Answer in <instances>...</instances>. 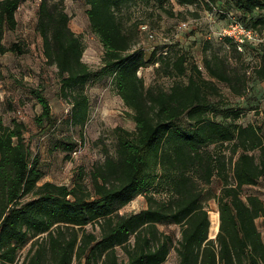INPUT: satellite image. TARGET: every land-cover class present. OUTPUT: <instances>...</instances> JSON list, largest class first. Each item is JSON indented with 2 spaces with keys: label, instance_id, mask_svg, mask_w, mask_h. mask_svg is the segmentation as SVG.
Returning a JSON list of instances; mask_svg holds the SVG:
<instances>
[{
  "label": "trees",
  "instance_id": "1",
  "mask_svg": "<svg viewBox=\"0 0 264 264\" xmlns=\"http://www.w3.org/2000/svg\"><path fill=\"white\" fill-rule=\"evenodd\" d=\"M23 1L0 0V53L28 52L20 42L3 43L6 30L18 26ZM82 1L90 29L105 48L100 69L84 60L86 44L71 26L66 0H40L38 8L45 56L58 69L61 96L72 105L65 123L85 140L92 106L88 86L106 77L133 112L136 128L118 126L115 151L107 150L105 160L73 186L40 184L46 175L43 160L29 146L26 124L13 119L7 125L0 118V264H165L173 251L179 264H264V233L258 225L264 199L246 192L264 183V129L240 123L243 108L220 86L243 99L252 77L264 82V39L240 51L227 38L230 50L206 54L203 68L184 51L156 49L148 58L135 49L145 23L128 26L125 14L141 1H155L174 15L167 10L171 0ZM231 1L244 13L240 19L247 27L264 30V17L253 25L247 20L264 11V0ZM253 49L260 55L254 67L246 58ZM151 64H159L157 74L175 80L169 89L146 84L139 72ZM31 93L42 107L35 121L47 133L58 124L51 101L43 88ZM79 146L71 135L57 140L55 149L71 158ZM216 179L222 182L216 197L220 230L211 238L206 200ZM142 195L146 208L121 213ZM172 224L181 228L179 240L161 229ZM89 226H98L99 234Z\"/></svg>",
  "mask_w": 264,
  "mask_h": 264
},
{
  "label": "rangeland",
  "instance_id": "2",
  "mask_svg": "<svg viewBox=\"0 0 264 264\" xmlns=\"http://www.w3.org/2000/svg\"><path fill=\"white\" fill-rule=\"evenodd\" d=\"M39 4L40 0H24L17 12V28L6 30L4 45L11 46L13 43L20 42L24 44L28 52L24 55L11 52L0 53V118L7 125L12 124L13 119H18L26 124V139L29 146L33 153H39L43 160V169L46 175L40 184L54 182L73 186L82 173H86L87 177L89 171L96 164L105 160L107 150L115 151L114 130L118 126L134 130L136 122L132 117L133 112L114 90L112 78L105 77L88 86L92 106L90 121L85 130V140L81 142L79 131L70 128L65 123L72 105L61 96L58 69L49 64L44 53L43 38L37 31ZM66 7L72 16V28L82 35L85 41L84 60L92 68L100 69L103 64L105 48L90 29L87 16L88 6L82 0H66ZM167 10H172L174 15L159 8L155 1L152 3L141 1L126 12L128 26L135 22H143L148 24L155 34V39H149L138 29L139 35L135 49H142L148 58L156 49L161 52L170 51L174 55L184 51L189 54L191 62H195L202 68L206 54L214 52L223 54L230 50L224 33L233 18L242 21L240 16L244 15L231 0H218L217 2L197 0V3L193 5H183L178 0H171L167 4ZM263 17L264 11H257L251 16L248 15L247 20L251 21L248 22L251 23L250 25H253L256 19ZM183 23H188V26L180 29ZM254 32L256 35L242 46V50L234 40H231L236 43L240 51H243L248 43L264 39V30H254ZM166 46H169L168 49ZM246 55L247 62L253 67L256 66L260 60L257 51L250 50ZM157 66L159 64L144 67L139 74L144 77L148 86L160 84L169 89L175 80L157 74ZM182 80L186 81L187 78H182ZM220 86L233 100V104L243 108L244 113L240 123L245 125L254 123L264 129V82H258L252 77L250 91L243 99L234 97L223 84ZM38 87L45 90L51 101L53 113L58 119L57 127L47 133H42L35 121L36 116L42 112V107L32 95L31 88ZM71 135L77 139L80 146L72 157L68 158L66 153L55 149V144L57 140ZM221 188L222 182L216 179L206 200V206L210 213L219 211L216 197L220 194ZM246 192L257 193L264 199V183L260 182L255 187H248ZM146 207L147 201L142 195L122 208L121 213L139 212ZM258 225L264 233V217L258 220ZM89 229L99 234L98 226L97 229L89 226ZM161 229L172 232L177 240L181 237V228L178 225H161ZM210 237L214 236L210 235ZM28 248L29 246L20 254L21 262L24 260ZM119 253L121 258L125 259L124 251L121 248H119ZM165 264H179L176 251L171 253Z\"/></svg>",
  "mask_w": 264,
  "mask_h": 264
},
{
  "label": "built area",
  "instance_id": "3",
  "mask_svg": "<svg viewBox=\"0 0 264 264\" xmlns=\"http://www.w3.org/2000/svg\"><path fill=\"white\" fill-rule=\"evenodd\" d=\"M187 26L188 23H183L180 26V29H184ZM140 31L142 34H145L149 39H155V34L148 24H142L140 26ZM255 35L256 34L253 29L247 27L242 21L236 20L234 18L224 33V37L234 40L238 44L240 50H242V46L246 42L250 41Z\"/></svg>",
  "mask_w": 264,
  "mask_h": 264
},
{
  "label": "bare ground",
  "instance_id": "4",
  "mask_svg": "<svg viewBox=\"0 0 264 264\" xmlns=\"http://www.w3.org/2000/svg\"><path fill=\"white\" fill-rule=\"evenodd\" d=\"M211 236H216L220 230V214L219 211L211 212Z\"/></svg>",
  "mask_w": 264,
  "mask_h": 264
},
{
  "label": "water",
  "instance_id": "5",
  "mask_svg": "<svg viewBox=\"0 0 264 264\" xmlns=\"http://www.w3.org/2000/svg\"><path fill=\"white\" fill-rule=\"evenodd\" d=\"M216 237H217V235H216ZM216 237H212V238H216Z\"/></svg>",
  "mask_w": 264,
  "mask_h": 264
}]
</instances>
